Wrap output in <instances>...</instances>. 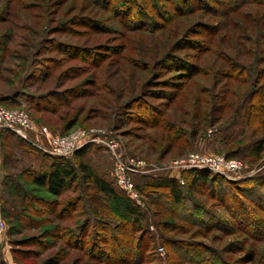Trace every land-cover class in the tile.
<instances>
[{
  "label": "rangeland",
  "instance_id": "1",
  "mask_svg": "<svg viewBox=\"0 0 264 264\" xmlns=\"http://www.w3.org/2000/svg\"><path fill=\"white\" fill-rule=\"evenodd\" d=\"M153 5L166 21L153 16L158 27L141 32L130 31L128 17L114 18L94 0H0V99H6L10 108L23 110L35 125L46 127L53 135L78 129L111 133L124 155L146 165L145 174L133 178L134 189L145 178L177 179L186 188L191 176L173 169L175 161L190 153L236 154L234 159L244 168L236 175L222 177L229 182L223 191L217 185H198L183 206L188 208L197 201L213 221L220 222L219 226L212 225L209 217H202L203 225L192 226L181 219L180 208L159 209L136 190L138 198H132L116 186L110 153L94 144L83 161L95 174L113 183L117 195L116 199L104 198L100 208L98 219L109 228L105 232L94 230L97 217L87 211L93 205L85 203L93 192L77 182L61 196L52 197L30 186L20 175L46 170L52 157L28 146L17 135L0 130V219L5 224L0 264H195L192 258L196 264H206L201 261L203 257L219 259L221 264H264V226H258L263 234H248L219 200L222 198L234 212L239 207L235 197L249 205L253 218L264 221L262 207L250 204L244 195L247 192L237 189L240 182L264 177V76L259 74L264 68V10L254 6L244 9L251 12L254 21L259 19L260 37L251 29L259 57L248 52L254 47L251 42L238 49L231 40L219 43L218 37L208 51L192 61L202 70L189 79H179L172 65L159 63L169 53L192 54L179 41L196 24L218 22L224 28L222 33L235 31L225 26L222 17L176 16L167 0ZM85 17L99 21L100 26L79 21ZM143 26L152 24L146 20ZM87 51L99 53L101 60L92 66L93 58ZM227 57L236 60L237 71L228 68ZM252 90L258 91L251 102L253 117L244 126L243 118L235 120L236 110L242 103L249 105ZM167 92L173 97L178 93L176 100L165 97ZM136 100L155 107L144 110L154 113L155 122L161 119L165 126L143 123L137 116L123 117L120 112L129 113L128 103L135 101L132 113L141 107ZM225 103L233 106L221 109ZM166 125L181 133L191 132L193 137L189 143L173 142ZM258 143L263 144V152L255 157L250 149ZM69 160L78 163L72 157ZM13 182L25 187L31 207L19 220L16 209L21 205L14 207L9 202ZM252 195L254 199L256 192ZM124 201L138 207L145 218L143 230L134 236L129 249H125L124 236H117L118 244L113 246L107 239L116 237V227L126 222L120 205ZM167 224L175 228L174 232L164 230L162 226ZM80 229L82 235L75 242L72 238L79 237ZM141 239L142 247L138 246ZM139 256L140 262L135 263Z\"/></svg>",
  "mask_w": 264,
  "mask_h": 264
},
{
  "label": "trees",
  "instance_id": "2",
  "mask_svg": "<svg viewBox=\"0 0 264 264\" xmlns=\"http://www.w3.org/2000/svg\"><path fill=\"white\" fill-rule=\"evenodd\" d=\"M97 1V0H96ZM172 5L173 9L175 10V15H187V16H193L196 14H202V15H209L212 18H218L222 17L225 19V26L231 27L235 33L232 34V32H224L222 28V24L220 23H205V22H199L194 26L190 33L182 38L179 41V44L186 45L187 49L190 50L192 53L191 55L186 56H180L177 54L169 53L165 55L161 60L159 65L160 66H168L172 65L175 70H178L181 77L179 79H189L194 74L198 73L201 69L200 66H198L197 63L193 64L192 61H195L199 56L202 55L203 52H206L210 49V46L216 38L219 37V43L224 42V40L227 39L229 42L231 40V44L234 45V48L237 46L238 49H241L240 47H245L244 42H251V45L254 46L251 52V49H247L248 52H250V55H252L254 58L259 57V51L257 47V43L253 40L251 34L253 32L255 33V36L257 38L260 37V31L258 29V23L259 19L253 20V15L250 11H245L244 9L246 7L254 6L258 8H263L264 10V0H167ZM100 2V4H99ZM155 2H159V0H98V3H94L101 9L108 10L114 18L120 19L123 17H128L129 22L131 25L127 26L130 31H147L152 32L155 30L158 25L155 24L154 17L160 18L163 21H166V19L162 16V12L156 8ZM108 6V8H107ZM258 12V11H257ZM264 14V13H263ZM262 14V15H263ZM261 15V16H262ZM154 16V17H153ZM148 20L152 24L151 27L147 28L143 26L144 22ZM79 21L83 22L84 24L91 25V26H100V22L91 19L88 17H85L83 19H80ZM117 21V20H116ZM242 21V22H237ZM261 21V18H260ZM121 22V20L119 21ZM262 22L260 24L262 25ZM247 23L249 24V27H245L243 24ZM224 26V27H225ZM251 29H253V32H251ZM255 38V39H257ZM259 41V40H258ZM243 51V50H242ZM93 58L92 61H90L92 66L96 65L97 61L101 60V55H98L99 53L95 51H87ZM95 54V55H94ZM222 54V53H220ZM103 56V55H102ZM198 56V57H197ZM94 60V61H93ZM226 61L228 63V68L231 71H237L239 68L238 63L236 60L232 57H227ZM163 64V65H162ZM260 75L264 76V68L260 69L259 71ZM178 86V85H177ZM181 86V85H180ZM251 86V84H250ZM251 90V89H250ZM258 91L252 90L250 94L252 95V99L249 100V105L247 106L246 103H242L241 107H239L236 110L235 120L238 119H244L242 121L245 125L248 126L250 123L251 118L253 117V113L251 110L253 109V103L252 100L256 97ZM262 92L264 93V85H262ZM178 94V93H177ZM173 95L169 92L165 93V97L168 99H172L173 101L176 100V97L178 95ZM63 98V97H62ZM175 98V99H173ZM251 98V97H250ZM6 99L2 98L0 99V106L7 108V109H20V108H10L5 103ZM135 101L128 103L129 107V113L126 112V110L121 111L120 114L123 115V117L129 118L137 116L139 119L142 120L143 123H153L154 125H160L165 126L164 123H160V120L155 122L154 113L151 112H145L144 108H148L151 110H155V107H151L150 105L146 104L145 102H142L141 100H136L137 103H141V107L136 109V111H133L132 113V106L131 104H134ZM247 102V98L245 100ZM33 105V104H32ZM233 105L231 103H225L222 105L221 109H228L229 107H232ZM119 113V112H118ZM159 111L157 110V114ZM208 116H211V112L207 113ZM35 124V122H33ZM238 124V123H237ZM159 126V127H160ZM166 130L169 132L171 139L173 142L177 143H189L191 137V132H179L173 125H166ZM70 131H65L63 133H60L59 135H66ZM173 132V133H172ZM195 135V134H194ZM185 139V141H183ZM191 144V143H190ZM262 143H258L254 147L250 149V153L254 155L255 157H258L263 152ZM90 146H85L81 150L77 151L72 158L77 159L78 163L75 165L70 161L71 158H50V165L47 167L46 170L34 173L30 171H24L20 178L23 181H27L28 184L34 188H38L44 192H46L48 195L52 197H59L64 192H66L68 189L72 187L73 184H76L77 182H80V185L84 187V190H89L90 192H93L94 195L90 197L85 203L87 206L90 204L93 205L92 209L87 210L90 214H93V216H96V220L93 223L94 230H100V231H107L109 228L106 225L101 224L100 219V208L103 206V199H116L117 195L114 191L113 183H110L105 178H102L95 174L87 165H85L83 158L88 152V148ZM236 154H227L225 157L227 159H234ZM189 173L191 176V181L188 185V187H184V184H180L177 179H165V178H153V179H144L141 186L135 187V190L139 193L140 196H144L147 198V200L163 209L168 208V210H173L174 208L179 209L178 212L181 214V219L187 223H189L192 226L196 225H203L204 222L202 220V217H209V220L211 221L212 225H216V227L219 226L218 221H213L212 216H210V213L205 211L201 206H199L198 202L190 203L188 205V208H184L183 206L187 203V199H191L192 195L195 192V187L198 185H202L203 187H206V185H217L218 189L220 191H223L225 189L224 186H226V183H229L224 180V178L213 175L209 172H203V171H184ZM240 185H242L240 187ZM237 189L241 188L242 190H245L244 194L247 196L246 198L249 199L250 204L258 205V207H262L261 211L264 212V189H260V186H264V177H253L249 178L243 182H240L237 184ZM232 188V184L228 185V188ZM12 193L9 196V202L12 206L17 207L18 205H21L19 209H16L18 211V215L16 216V219L19 220L23 216L26 215V212L30 211L29 203L27 202V199L29 198V195L25 191V187L21 185L20 183L13 182L11 185ZM256 188V189H255ZM259 188V189H258ZM151 191H157L154 193H150ZM231 189H228V191ZM243 190V191H244ZM257 190H260L261 192H258ZM226 191V192H228ZM249 192V193H248ZM256 192V196L253 199V195ZM230 193V192H229ZM227 193L228 195H230ZM261 193V194H260ZM251 194V195H250ZM252 196V197H251ZM234 197V196H233ZM232 197V198H233ZM235 199V204H238L239 207L237 210L240 211L239 213L236 211H232L231 207L227 205L223 201L222 198H220V203L223 204L228 210V212L231 213L233 217L237 220L239 223V227L245 228L248 234L252 235H259L262 233V231L258 228L259 225L264 226V221L260 219L258 220L256 217L253 218V214L251 209L245 205V203L240 202L237 198ZM122 208V214L126 218L125 223H120L116 228L118 234L115 236H108V241L110 240L113 244H118L117 242V236L126 237V241L124 243L125 249H129V245L133 244V239H135V235L138 234L143 230L145 218L143 213L140 211L138 207L130 203L129 201H124L120 203ZM229 207V208H228ZM90 208V207H89ZM166 211V210H165ZM92 212V213H91ZM238 213V214H237ZM98 219V220H97ZM87 224H90V221L87 222ZM164 230L166 232H174V227L170 225H163ZM207 226L206 228H208ZM82 229H80L79 237H73L72 240L78 241L80 238ZM263 234V233H262ZM128 238V240H127ZM71 240V239H70ZM138 246H144L143 239L140 240L138 243ZM177 248V247H176ZM175 248V249H176ZM204 258V257H203ZM201 258L202 262L205 261L206 264H221L219 262V259L216 261H211L210 259H203ZM140 256L136 258L135 263L140 262ZM197 263L196 260L192 258V263Z\"/></svg>",
  "mask_w": 264,
  "mask_h": 264
},
{
  "label": "built area",
  "instance_id": "3",
  "mask_svg": "<svg viewBox=\"0 0 264 264\" xmlns=\"http://www.w3.org/2000/svg\"><path fill=\"white\" fill-rule=\"evenodd\" d=\"M0 130L17 135L33 149L54 158H70L85 146L98 145L105 148L114 162V179L116 186L137 199L133 178L144 175L146 165L143 161L130 158L121 151L119 142L106 131L76 130L66 135H53L46 127L33 123L21 109H7L0 106ZM172 168L180 171H203L219 177H230L242 171L244 165L235 159L222 155H203L190 153L185 159L175 161ZM5 224L0 219V237Z\"/></svg>",
  "mask_w": 264,
  "mask_h": 264
}]
</instances>
